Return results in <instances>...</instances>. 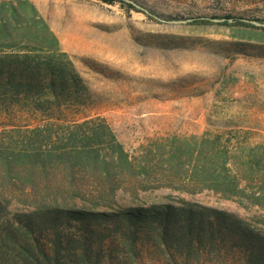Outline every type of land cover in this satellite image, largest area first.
<instances>
[{"label":"trees","instance_id":"16d2710c","mask_svg":"<svg viewBox=\"0 0 264 264\" xmlns=\"http://www.w3.org/2000/svg\"><path fill=\"white\" fill-rule=\"evenodd\" d=\"M101 1L133 8L123 0ZM18 3L20 11L12 5L1 11L6 3L0 4V117L27 112L44 124L28 134L0 133L6 135L0 136V186L26 178L32 193L26 211H12L0 188V264H264V228L255 225L264 220L143 194L161 181L152 169L177 171L186 163L183 185L264 207V151L255 176L233 174L226 148L215 146L176 162L172 149L167 157L151 150L130 156L105 119L95 116L98 99L54 34L32 5ZM220 19H226L221 25L264 32L241 19ZM211 43L224 57H264V46ZM248 162L252 174L254 160ZM253 177L258 195L250 196L241 182Z\"/></svg>","mask_w":264,"mask_h":264},{"label":"rangeland","instance_id":"374dc122","mask_svg":"<svg viewBox=\"0 0 264 264\" xmlns=\"http://www.w3.org/2000/svg\"><path fill=\"white\" fill-rule=\"evenodd\" d=\"M26 1L96 95L95 116L105 119L130 156L151 150L152 155L160 152L167 157L172 149L176 162L179 156L215 146L226 148L233 174L252 176L262 171L254 163L264 151V57L252 53L224 57L211 42L264 46V32L222 22L198 25L193 20L233 17L264 22V0L124 1L133 8L101 0ZM2 3L6 8L1 11L9 5L22 10L18 0ZM185 20L189 21L168 23ZM42 124L38 116L15 111L13 117H0V133L19 129L25 134ZM250 158L252 174L247 173ZM150 173L161 181L143 193L148 199L184 198L249 220H264V207L250 199L238 203L183 185L188 184L186 163L177 171L155 168ZM253 178L241 182L250 196L258 195V177ZM25 180L0 186L12 211H26L31 202ZM168 182L174 185L167 186Z\"/></svg>","mask_w":264,"mask_h":264},{"label":"water","instance_id":"95a60500","mask_svg":"<svg viewBox=\"0 0 264 264\" xmlns=\"http://www.w3.org/2000/svg\"><path fill=\"white\" fill-rule=\"evenodd\" d=\"M125 2H129L128 0H123ZM210 20V19H209ZM189 20H185V21H171V22H168L169 24H184L186 22H188ZM211 22H224L225 19H212L210 20ZM228 22L232 23L233 20L232 19H228L227 20ZM241 22L243 23H247V24H250L252 26H255L257 28L259 27H264V22H258V21H254V20H248V19H241L240 20Z\"/></svg>","mask_w":264,"mask_h":264}]
</instances>
